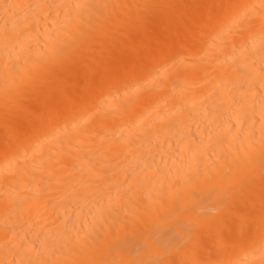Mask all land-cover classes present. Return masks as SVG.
<instances>
[{"label":"bare ground","instance_id":"bare-ground-1","mask_svg":"<svg viewBox=\"0 0 264 264\" xmlns=\"http://www.w3.org/2000/svg\"><path fill=\"white\" fill-rule=\"evenodd\" d=\"M0 264H264V0H0Z\"/></svg>","mask_w":264,"mask_h":264}]
</instances>
